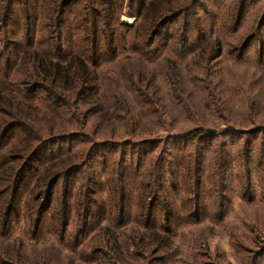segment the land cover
<instances>
[{"label":"rangeland","instance_id":"obj_1","mask_svg":"<svg viewBox=\"0 0 264 264\" xmlns=\"http://www.w3.org/2000/svg\"><path fill=\"white\" fill-rule=\"evenodd\" d=\"M116 1L119 22L129 29L111 26L106 30L96 23L99 30L114 34L116 44H120L116 61L103 57L98 75L105 86L120 92L125 88L123 72L138 76L144 83L136 84L137 88L146 97L136 105L127 102L133 116L128 125L123 121L111 126L95 121V117L87 118L80 131L84 137L50 146L36 156L19 190L18 213L12 218L8 236L0 239V254L7 248L20 250L18 264H36L40 257L49 264H264V0H178L177 5H163V17L182 7L192 13L164 24L153 40L155 54L140 56L133 50L134 40H141L149 29L147 17L154 9L148 15L141 7L142 1L147 4L150 0ZM13 2L12 14L0 31V53L6 58L22 52L27 26L34 31L59 24L43 21L41 11L28 24L23 18L27 0ZM107 5V0L66 4L62 39L68 48L75 50L77 44L88 39L92 20L85 18L86 14L104 11ZM139 11L140 18L136 19ZM205 129L216 135L204 136ZM194 133L199 138L191 139ZM188 134L189 139H180ZM170 138L180 140L172 142ZM88 141L100 143L95 160L67 182L58 183L52 209L67 196L77 211L84 187H93L92 198L99 207L111 197L119 203L122 196L125 212L121 221L125 224L122 227L115 211H111L113 227L108 232L117 238L125 262L100 259L97 249H102L103 228L108 224L103 217L93 220L85 235L76 234L72 223L70 248L56 245L49 225L38 233L36 244L28 243L33 232L26 218L32 214L27 204L35 175L50 155L59 150L87 149ZM104 141L145 145L115 149L103 146ZM123 157L127 169L125 181L119 186L118 165ZM156 170L163 174L159 183L162 191L151 224L169 239V244L149 253L134 245L138 242L135 237L149 231L144 226L150 224L144 217L134 222L139 193L136 176H145L148 183L144 184L154 190L157 184L147 174L153 176ZM75 242L81 247L75 249ZM102 250L107 251L104 247ZM89 252L92 255L86 256ZM143 252V262L128 258L134 253L143 259ZM109 255L112 257V253Z\"/></svg>","mask_w":264,"mask_h":264},{"label":"trees","instance_id":"obj_2","mask_svg":"<svg viewBox=\"0 0 264 264\" xmlns=\"http://www.w3.org/2000/svg\"><path fill=\"white\" fill-rule=\"evenodd\" d=\"M13 1L0 0V31L6 26L12 14L13 5L16 3ZM79 1L81 0H27L23 4L26 8L23 18L28 24L32 18H38L39 11H41L43 21L50 19L58 21L59 24L46 26L49 29L41 28L34 31L27 29L29 27L27 26L25 34L22 36L24 44L22 52L8 58L0 53V239H5L8 236L12 218L18 213L19 190L25 179L26 171L31 163H35V158L41 151H45L50 146L84 137L85 134L80 131H83L84 121L87 118L95 117V121L111 126H114V122L123 121L128 125L133 116L127 102L130 101L132 105H136V102L143 96L146 97L137 88L136 84L144 83V80L138 76L135 81L136 77L129 72H123L121 81L123 85L125 83V88L123 92H120L111 86H105L103 78L98 75L104 62L103 57H109L111 62L116 61L119 55L116 53L120 52V44H116L114 34H107V32L99 30L96 23L102 24L106 30L111 26L129 29V26L119 22L120 11L116 0H107L108 8L104 11L96 10L86 14L85 18L89 16L92 20L87 40L77 44L75 50L65 45V40L62 39L64 7L66 4L68 6ZM173 4L177 5L178 0H150L147 4L141 2L142 9L148 15L152 13L151 9H154V12L147 17L149 21L147 32L141 35V40H134L133 50L138 56L144 53L150 55L152 52L155 54L152 46L153 40L159 35L162 26L183 15L189 17V14L192 13L187 11L189 8L182 7L178 9L180 11L163 17L161 12L163 5L171 7ZM139 13L140 11L135 15L136 19L140 18L141 14ZM84 22L86 23V20ZM79 29L83 28L79 27ZM36 35L38 40L37 44H34ZM100 36L104 38L101 39ZM217 45L219 46V43ZM198 131L201 132V130ZM202 132L204 136L211 138L216 135V132L210 129H205ZM17 133L18 135H15ZM190 136L191 134H188L180 139H189ZM197 138H199V134L196 133L191 137V139ZM180 139L170 138L172 142ZM88 143H90L89 147L84 150H74L73 152V149L59 150L50 155L43 163L41 170L35 175V184L31 189L30 200L27 204L28 211L31 210L32 214L31 217L26 216V218L28 226L33 232L28 243L36 244L38 233L43 227L49 225L50 234L55 237L58 243L55 241L56 245L64 244L70 248L72 237L69 227L72 223L73 226L76 225L74 227L76 234L85 235L89 232L90 223L98 217H103L108 224L103 228L104 244H101L100 247L102 249L104 247L107 251L97 249L101 254L100 259L108 261L113 258L114 263L125 262V258L121 256V251L118 249L120 246L117 238L110 237L108 232L111 230L110 227H113V221L109 220L111 211H115L116 218L120 220L122 227L125 224L121 221L125 212L122 196L119 203L115 197H111L107 203L99 207L100 204L97 205L92 198L95 193L93 187H84L82 203L78 206L77 211L68 202L67 196L62 199V204L58 208L54 206L52 209L54 190L58 183L83 172L89 167L88 163L95 160V153L101 148L100 143H92V141H88ZM123 145L145 144H131L130 142L121 144V142L104 141L103 146L119 149ZM124 165L125 158L123 157L121 164L118 165L117 183L119 186L125 181L127 167ZM147 176L152 177V181L154 185L157 184V187L151 190L150 185L144 184V182L148 183L145 181V176L142 174L136 176L139 193L136 202L138 214L134 222L139 223L143 217L146 218V222L149 221L150 224L144 228L151 231L152 235L149 231L140 233L139 237H135L138 242H135L134 245L137 244L143 248V251L149 252L150 249L154 248L156 251L158 248L168 245L169 239L161 234L156 225L151 224L153 211L159 200L158 193L162 191V184L159 183H162L163 174L160 170H156L153 176L149 173ZM86 181L89 182L88 179ZM68 186L65 188L66 192H68ZM120 188L122 189V186ZM69 193L72 195L71 190ZM184 193L188 194L190 191L184 190ZM67 195L69 194L67 193ZM50 210L51 213H49ZM47 213H49L48 218ZM147 232L151 238L148 237ZM134 233L139 234L135 229ZM75 245L77 246L75 249L81 247L79 243L75 242ZM109 251L112 253V257L109 255ZM91 253H87L86 256L92 255ZM19 255H21L20 250L15 251L7 248V250L1 251L0 264H18ZM133 255L134 253L128 255V258L133 262L145 261L144 252L143 259ZM36 264H49V261L40 257Z\"/></svg>","mask_w":264,"mask_h":264}]
</instances>
